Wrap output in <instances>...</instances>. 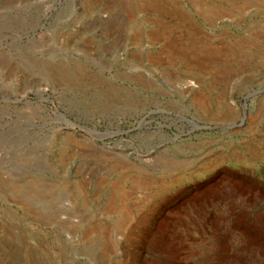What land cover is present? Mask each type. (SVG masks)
<instances>
[{
  "label": "rangeland",
  "instance_id": "obj_1",
  "mask_svg": "<svg viewBox=\"0 0 264 264\" xmlns=\"http://www.w3.org/2000/svg\"><path fill=\"white\" fill-rule=\"evenodd\" d=\"M0 264H264V0H0Z\"/></svg>",
  "mask_w": 264,
  "mask_h": 264
},
{
  "label": "water",
  "instance_id": "obj_2",
  "mask_svg": "<svg viewBox=\"0 0 264 264\" xmlns=\"http://www.w3.org/2000/svg\"><path fill=\"white\" fill-rule=\"evenodd\" d=\"M5 99H7V98H5ZM8 101H9V99H8ZM15 102H18V100L17 101H15ZM68 121V120H67ZM68 122H70V121H68ZM71 123V122H70ZM71 126L72 127H76V128H81V126H78V125H76V124H74V123H71ZM89 133H91V134H93V135H97V136H99V135H109V134H111V135H116V134H118V132H104V133H101V132H98V131H96V130H90V129H86ZM99 147V146H98Z\"/></svg>",
  "mask_w": 264,
  "mask_h": 264
},
{
  "label": "bare ground",
  "instance_id": "obj_3",
  "mask_svg": "<svg viewBox=\"0 0 264 264\" xmlns=\"http://www.w3.org/2000/svg\"><path fill=\"white\" fill-rule=\"evenodd\" d=\"M242 68H243V67H242ZM198 98H199V97H198ZM200 99H201V98H200ZM202 101H203V100H202ZM203 102H204V101H203ZM200 103H201V100H200ZM201 104H202V103H201ZM81 129H84V128H81ZM84 130L86 131V129H84ZM90 134H91V133H90ZM119 190L122 191L121 188H120ZM122 192H123V191H122ZM124 195H125V194H124ZM119 197H122V196L119 195ZM125 197H126V196H125ZM125 197H124V198H125ZM121 199H122V198H121ZM121 199H120V200H121ZM113 202H114V201H113ZM123 202H124V200H123ZM121 205L123 206V204H121ZM124 208H125V207H124ZM119 209H120V208H119ZM120 210H121V209H120ZM125 212H127V211H125ZM125 214H126V213H125ZM120 216H121V215H120ZM123 216H125V215H123ZM124 218H125V217H124ZM118 221H121V220L119 219ZM130 223H131V222H130ZM125 224H126V222H125ZM125 224H124V225H125ZM117 227H118V224H117ZM103 228H104V227H103ZM120 229H121V228H120ZM107 230H108V228H107ZM112 231H113V230H112ZM115 231H116V230H115ZM102 232H103V231H102ZM105 232H107V231H105ZM116 232H117V231H116ZM103 234H104V233H103ZM95 235H96V234H95ZM95 235H94V236H95ZM99 236H100V235H99ZM104 238H105V236H104ZM114 240H115V239H114ZM101 241H102V240H101ZM102 242H103V241H102ZM105 242H106V241H105ZM107 242H108V241H107ZM100 243H101V242H100ZM108 247H109V245H108ZM106 248H107V245H106ZM102 251H103V250H102ZM112 251H113V250H112ZM108 252H109V251H108ZM104 253H105V252H104ZM105 255H106V254H105Z\"/></svg>",
  "mask_w": 264,
  "mask_h": 264
}]
</instances>
